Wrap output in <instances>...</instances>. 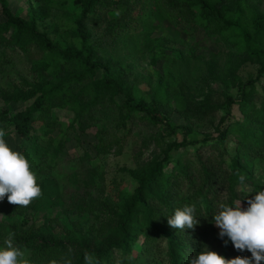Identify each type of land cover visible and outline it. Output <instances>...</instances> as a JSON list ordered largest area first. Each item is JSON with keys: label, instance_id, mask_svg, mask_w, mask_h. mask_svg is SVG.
Listing matches in <instances>:
<instances>
[{"label": "trees", "instance_id": "trees-1", "mask_svg": "<svg viewBox=\"0 0 264 264\" xmlns=\"http://www.w3.org/2000/svg\"><path fill=\"white\" fill-rule=\"evenodd\" d=\"M148 1L190 32L200 30L198 22L203 23L205 36L217 35L232 50L222 71L208 67L197 81L200 98L205 100L201 101L182 78L177 84L160 78L152 105L137 102L129 82L110 74L98 59V53L132 34L141 21L153 18L146 0H75L80 12L69 14L65 31L75 41L66 47L41 30V8L22 17L13 12L9 0H0L6 19L0 24V81H12L7 71L17 65L35 80L41 78L34 84L23 82L22 89H14L11 83L9 90L0 92V99L7 104H27L13 117L0 113V132L5 141L12 133L17 134L19 152L29 160L36 177L42 178L40 187L47 200L60 194V187L49 179L64 149L62 143L54 146L51 138L60 129L53 118L57 109L72 112L74 125L81 132L102 124L105 143H122L134 133L153 138L159 127L168 136L183 135L182 142L162 144L156 140L160 154L147 165L129 171L136 187L121 202L112 204L90 197L78 200L77 209L86 212L90 205V212L95 211V233L76 227L58 237L56 230L47 226L3 224L5 240L11 238L26 253L29 264H85L86 254L98 264H189L203 245L226 259L251 257L250 252L235 249L230 241L225 245L227 237L221 239L211 221L221 202L241 200L242 207H247L245 198L251 199L254 192L264 188L254 176L256 167H264V90L260 94L258 89L264 76V12L260 0ZM112 13L119 17L111 20ZM96 29L101 31L99 37L94 35ZM248 63L260 69L256 80L243 83L237 73ZM227 79L239 82L242 92L238 97L222 92L208 94L212 84ZM120 96L125 98L123 105L117 102ZM173 96L175 112L188 126L173 127L168 114H163ZM235 109L243 120L234 116ZM193 125L209 127L215 136L191 141ZM233 134L239 135V146L236 157L230 159L226 144ZM185 204L194 205L201 216L194 231L183 232L168 224L167 216Z\"/></svg>", "mask_w": 264, "mask_h": 264}, {"label": "rangeland", "instance_id": "rangeland-1", "mask_svg": "<svg viewBox=\"0 0 264 264\" xmlns=\"http://www.w3.org/2000/svg\"><path fill=\"white\" fill-rule=\"evenodd\" d=\"M9 2L13 12L22 17H29L30 13L41 8L44 23L40 28L48 32L53 41L59 42L64 47L75 41L69 31L65 32L69 14L80 12L75 0H42L41 2L9 0ZM145 3L153 9V18L145 23L141 21L136 26L138 29L132 34L119 38L115 46L98 53V59L107 66L110 74L120 76L129 82L137 102L145 101L148 105H152L160 78L168 80V83L175 80L173 84L179 83L182 78L198 96L200 91L197 90V81L204 76L208 67L224 69L232 50L217 35L211 38L205 36L203 23L198 22L200 30L190 32L188 27L178 26L163 13L160 14L155 4L149 3L148 0ZM260 7L264 12V0H260ZM143 16L144 13L141 18ZM109 17L114 20L119 16L112 13ZM5 22L0 6V24ZM93 32L96 37L100 36L99 29ZM259 69V65L248 63L242 66L237 74L242 78L243 83H246L256 80ZM7 75L12 81L8 79L0 81V92L9 90L11 83L14 89H22L23 82L34 84L41 81L40 77L35 80L29 71L19 65L16 68H9ZM102 77V73H99L98 79ZM238 83L234 79L217 81L216 84H212L208 94L222 92L238 97L242 92ZM259 84L258 89L261 94L264 90V76ZM208 99L209 104L214 105V100ZM200 100H205V97H201ZM117 102L123 105L125 98L120 96ZM176 106L177 102L173 96L168 101L163 114H168L173 127L188 126L189 123L175 112ZM26 108L27 104H7L0 99V113L13 117ZM234 116L239 120L244 119L237 109ZM53 118L60 126V129L51 135L55 141L53 145L59 146L62 143L64 149L49 179L60 187V194L47 200V196L41 190L42 195L24 207L10 204L7 197L0 201V245L4 243L6 237L3 224L17 222H21L27 228L51 227L56 230L58 237L64 236V230H72L76 227L88 233H95L94 229L98 223L97 218L93 217L95 211L90 212V205L86 212L77 209L75 205L78 200H86L90 197L111 201L112 204L121 202L123 196L132 193L136 187L129 171L147 165L160 154L156 140L162 144L183 141L181 132L178 136H168L165 129L159 127L153 138H144V135L134 133L129 134L122 143H105L101 132L103 127L100 123L86 132H81L74 125L75 115L72 112L57 109L53 112ZM192 127L194 133L189 137L191 141L214 135L209 127L194 125ZM6 142L13 150L19 152L21 141L17 134L12 133ZM238 146L239 135H230L226 144L230 159L236 157ZM254 176L257 182L264 183V167H256ZM41 180L42 178L37 177L39 187ZM85 194V198L82 197Z\"/></svg>", "mask_w": 264, "mask_h": 264}, {"label": "clouds", "instance_id": "clouds-1", "mask_svg": "<svg viewBox=\"0 0 264 264\" xmlns=\"http://www.w3.org/2000/svg\"><path fill=\"white\" fill-rule=\"evenodd\" d=\"M0 132V201L7 197L13 205L28 206L33 199L42 195L37 184L36 174L30 170V162L24 154L13 150ZM244 183V178H240ZM247 200V207L239 202H221L214 215L212 223L220 230L219 237L230 241L235 249L247 250L251 257H236L226 259L217 252L203 245L189 260V264H260L264 261V188L254 192ZM168 217V224L177 230H195L201 216L197 215L194 205L185 204L176 208ZM85 264H98L95 258L86 254ZM0 264H29L24 251L16 247L11 238L0 245ZM65 264H70L66 261Z\"/></svg>", "mask_w": 264, "mask_h": 264}]
</instances>
